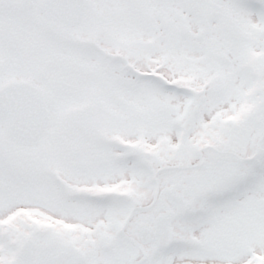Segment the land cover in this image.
<instances>
[{"label":"snow or ice","instance_id":"1","mask_svg":"<svg viewBox=\"0 0 264 264\" xmlns=\"http://www.w3.org/2000/svg\"><path fill=\"white\" fill-rule=\"evenodd\" d=\"M0 264H264V0H0Z\"/></svg>","mask_w":264,"mask_h":264}]
</instances>
